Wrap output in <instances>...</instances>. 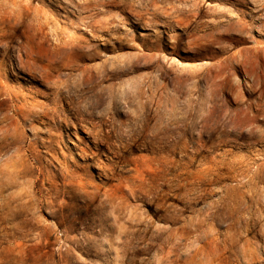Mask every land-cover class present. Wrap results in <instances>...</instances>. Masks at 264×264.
I'll use <instances>...</instances> for the list:
<instances>
[{
    "label": "rangeland",
    "instance_id": "374dc122",
    "mask_svg": "<svg viewBox=\"0 0 264 264\" xmlns=\"http://www.w3.org/2000/svg\"><path fill=\"white\" fill-rule=\"evenodd\" d=\"M83 1L0 0V264H264V124L230 116L264 83V0Z\"/></svg>",
    "mask_w": 264,
    "mask_h": 264
},
{
    "label": "bare ground",
    "instance_id": "6f19581e",
    "mask_svg": "<svg viewBox=\"0 0 264 264\" xmlns=\"http://www.w3.org/2000/svg\"><path fill=\"white\" fill-rule=\"evenodd\" d=\"M154 1L155 0H145V2L150 3L151 5L155 4ZM180 1L187 2L190 0H180ZM134 4H135V0H85L83 2L77 3V7H78L77 11L80 13V15H82L83 12H85L87 10L90 11L91 7H93L94 10L98 9V11H96L93 15H91V16L88 15V17H93V16L99 15L101 12H103V10L101 8H99L100 5H108L111 7H116V8H119L125 12L127 10L128 6H131ZM195 7H196V3L192 4V5H185L182 7L177 5L175 7L169 8V9H171L170 11L168 8H163L162 10H161V8H154V15L157 18H163V19H166L167 21H170L169 20L170 18H177L176 20H178V22L186 23V22H189L190 16H191L190 12ZM10 15L11 14H9V17H10ZM199 17H200V15L198 16V18ZM11 18H12V16H11ZM46 18L48 19L49 16H47ZM50 20L52 21L51 17H50L49 21ZM107 21H108L107 23H109V26L107 27L108 29H110V30L118 29V25L115 24L116 18H113L112 20H107ZM199 21H200V19H197V18L194 20V22H199ZM87 23L91 26L97 27L95 25V22L93 19L90 21H87L86 24ZM228 24L229 25L234 24V26L240 25L239 29H237L238 31H241V30L243 31L245 29H249L248 28L249 24L242 21V19H239L237 21H233V17H231V20L228 21ZM37 29L39 32L36 34V37L35 36L33 37V39L36 40L37 37L40 36V37L45 39V40L42 39L41 43H48L49 45H51V43L48 42L49 40H52V38L50 37V32H44L43 31L44 30L43 25L39 26ZM40 29H41V31H40ZM238 35H239L238 39L233 38L231 46H234L236 43L245 39V36H243L242 34L238 33ZM53 44L55 45L56 49H58V47L59 48H70L72 50H74L76 48L79 49V45H78L79 41L76 40V38H74V39L70 38L69 40H58L57 42H53ZM231 46H224L223 49L226 52H231L232 51ZM236 53L237 52H232L229 55V57L235 55ZM40 74L42 77H45L46 75H48V73H46L42 69L40 70ZM253 75H256V76L252 78V82L250 83L249 87L246 90V92L248 94V98H245L242 95L236 96V98H235L236 103L239 105V107L231 109V107H229V104L233 105L232 104L233 101L229 97H226V98L223 97V99H222L223 103L221 105H217V103H214V108L216 110L221 111V112L225 108H230L231 109L230 110L231 111L230 116L232 117V120L235 122V125L239 126L240 128L244 127L245 124H252L254 127H252L251 132H250L251 137L255 135V129L258 126H260L259 123L264 124V83L263 82L259 83L260 80H259V76L257 74H253ZM56 90H58V89H56ZM254 95H257L256 99L255 100L250 99ZM79 110H80V108H77V111H79ZM79 114H83V111H79ZM82 120H85V119H82ZM91 125L93 128L97 127L96 124L91 123ZM93 132H94L95 140H98V141L108 140V138H107L108 134L106 132H103L100 129L99 130L95 129ZM164 134H166L165 128H164ZM163 138H166V136H164ZM160 165L162 167V170L165 171L166 166H167V156H162V158L160 159ZM241 188H243V187H241ZM248 264H253V263H248Z\"/></svg>",
    "mask_w": 264,
    "mask_h": 264
}]
</instances>
